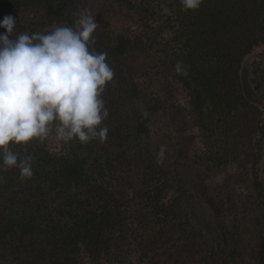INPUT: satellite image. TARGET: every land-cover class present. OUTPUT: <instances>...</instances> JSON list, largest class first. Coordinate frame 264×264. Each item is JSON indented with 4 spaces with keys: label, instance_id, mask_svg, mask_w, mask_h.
Masks as SVG:
<instances>
[{
    "label": "trees",
    "instance_id": "obj_1",
    "mask_svg": "<svg viewBox=\"0 0 264 264\" xmlns=\"http://www.w3.org/2000/svg\"><path fill=\"white\" fill-rule=\"evenodd\" d=\"M114 2L136 15V27L105 50L94 41L92 48L108 54L116 78L122 58L161 53L163 72L186 98L203 160L209 168L242 170L238 176L248 177L264 218V53L251 67L245 64L253 49L264 46V0H203L197 10H184L180 0ZM74 4L0 0V20L31 14L41 20L31 33L45 32L54 23L71 26ZM245 65L257 101L245 94ZM133 90L125 88L128 96ZM102 98L109 112L105 142L65 143L53 132L43 142L10 145L18 156H31L33 176L21 179L18 168L0 171V264H132L136 254L167 264L181 257L175 250L182 248L194 263L193 248L205 243L203 235L186 243L187 208L173 192L166 166L141 142L162 100L147 104L146 117L138 113L127 122L113 97ZM257 260L264 264V222ZM199 261L227 264L214 249L201 252Z\"/></svg>",
    "mask_w": 264,
    "mask_h": 264
},
{
    "label": "rangeland",
    "instance_id": "obj_2",
    "mask_svg": "<svg viewBox=\"0 0 264 264\" xmlns=\"http://www.w3.org/2000/svg\"><path fill=\"white\" fill-rule=\"evenodd\" d=\"M74 5L75 19L80 10L87 9L98 22L93 34L95 48L101 46L105 50L118 35H128L136 27V15L114 0H75ZM16 23L14 35L31 33L41 20L25 14L17 16ZM4 32L6 30L0 28V33ZM263 53L264 46L253 49L245 64L251 67L254 62L260 61ZM161 58L162 54L153 50L122 58L118 66L120 78L114 75L102 96L108 93L116 100L115 108L127 122H132L135 114H144L148 103L158 98L162 100L163 108L152 116L150 134L141 142L155 157L161 146L166 149L162 163L169 172L173 192L179 195L189 213L190 234L185 236L186 243H194L199 232L203 235L205 243L197 249L193 248V252H197V255L191 256L193 264H201L199 255L208 249L216 250L227 264H258L257 246L264 218L249 179L245 175L238 176L242 170L236 166L214 169L205 163L201 138L184 93L163 72ZM241 75L246 96L251 101H257L246 65ZM125 88L134 89L135 95L128 96ZM120 95H125L124 101ZM175 251L181 253V257H175L167 264H192L190 260L186 261L189 250L182 248ZM169 253L166 255L169 256ZM130 261L132 264H161L140 258L138 254Z\"/></svg>",
    "mask_w": 264,
    "mask_h": 264
},
{
    "label": "clouds",
    "instance_id": "obj_3",
    "mask_svg": "<svg viewBox=\"0 0 264 264\" xmlns=\"http://www.w3.org/2000/svg\"><path fill=\"white\" fill-rule=\"evenodd\" d=\"M202 2L180 0L184 10H197ZM16 25L12 15L0 20L6 30L0 33V171L18 168L27 179L33 176L31 156H18L12 144L43 142L53 132L65 143L106 141L109 112L102 94L114 70L108 54L92 48L98 22L87 9L71 26L54 23L45 32L14 35ZM182 71L178 62L176 72ZM165 151L161 146L157 163Z\"/></svg>",
    "mask_w": 264,
    "mask_h": 264
}]
</instances>
